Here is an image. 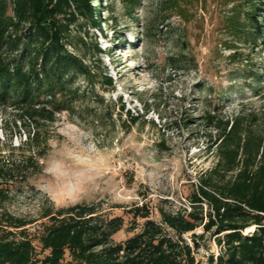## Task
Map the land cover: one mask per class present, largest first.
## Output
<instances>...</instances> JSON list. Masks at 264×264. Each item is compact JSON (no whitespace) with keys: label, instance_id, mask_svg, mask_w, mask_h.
<instances>
[{"label":"rangeland","instance_id":"374dc122","mask_svg":"<svg viewBox=\"0 0 264 264\" xmlns=\"http://www.w3.org/2000/svg\"><path fill=\"white\" fill-rule=\"evenodd\" d=\"M98 1L104 32L83 31L103 49L94 64L113 87L97 86L104 102L82 94L73 114H59L42 132L49 144L42 171L17 182L10 199L0 197V214L36 221L28 233L38 245L47 223L40 216L50 204H96L112 215L144 202L156 209L190 207L188 197L217 162L211 148L217 131L207 115L232 118L245 106L264 117V48H242L260 70V82L249 62L229 60L230 0H138V6L97 0L95 7ZM86 85L76 83L83 91ZM20 113L0 107V155L21 158L27 151ZM209 246L197 254L199 264L219 253L214 240Z\"/></svg>","mask_w":264,"mask_h":264},{"label":"trees","instance_id":"16d2710c","mask_svg":"<svg viewBox=\"0 0 264 264\" xmlns=\"http://www.w3.org/2000/svg\"><path fill=\"white\" fill-rule=\"evenodd\" d=\"M95 1L0 0V107L18 109L29 136L21 158L0 155L2 201L17 182L42 171L40 160L49 149L43 130L59 114H73L82 94L104 102L97 86L113 87L94 64L103 49L83 31L104 32L102 1L96 7ZM230 1L228 58L239 66L249 62L260 82V70L242 48H264V0ZM79 79L87 83L85 91L76 86ZM244 107L232 118L207 115L217 131L211 147L217 162L188 197L190 207L156 209L144 202L112 215L96 204H50L40 216L47 223L39 245L28 233L36 221L4 212L0 264H199L197 254L213 240L219 253L210 254L208 264H264V117ZM124 232L131 236L116 241Z\"/></svg>","mask_w":264,"mask_h":264},{"label":"bare ground","instance_id":"6f19581e","mask_svg":"<svg viewBox=\"0 0 264 264\" xmlns=\"http://www.w3.org/2000/svg\"><path fill=\"white\" fill-rule=\"evenodd\" d=\"M252 229V228H251ZM251 229H248L247 232H249Z\"/></svg>","mask_w":264,"mask_h":264}]
</instances>
